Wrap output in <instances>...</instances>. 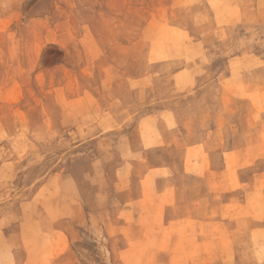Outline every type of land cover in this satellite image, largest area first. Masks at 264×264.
Instances as JSON below:
<instances>
[{
    "label": "rangeland",
    "instance_id": "374dc122",
    "mask_svg": "<svg viewBox=\"0 0 264 264\" xmlns=\"http://www.w3.org/2000/svg\"><path fill=\"white\" fill-rule=\"evenodd\" d=\"M0 264H264V0H0Z\"/></svg>",
    "mask_w": 264,
    "mask_h": 264
},
{
    "label": "bare ground",
    "instance_id": "6f19581e",
    "mask_svg": "<svg viewBox=\"0 0 264 264\" xmlns=\"http://www.w3.org/2000/svg\"><path fill=\"white\" fill-rule=\"evenodd\" d=\"M242 17V16H241ZM219 23V22H218ZM225 24V23H224ZM246 51V50H245ZM208 160V159H207ZM235 163V162H234Z\"/></svg>",
    "mask_w": 264,
    "mask_h": 264
}]
</instances>
